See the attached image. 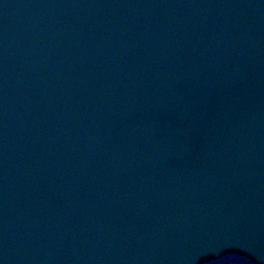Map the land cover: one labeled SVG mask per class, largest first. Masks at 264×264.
<instances>
[{
  "label": "water",
  "instance_id": "water-1",
  "mask_svg": "<svg viewBox=\"0 0 264 264\" xmlns=\"http://www.w3.org/2000/svg\"><path fill=\"white\" fill-rule=\"evenodd\" d=\"M0 264H264V0H0Z\"/></svg>",
  "mask_w": 264,
  "mask_h": 264
}]
</instances>
